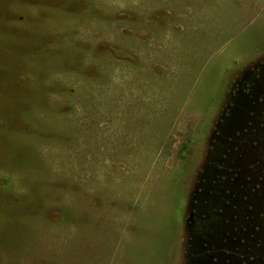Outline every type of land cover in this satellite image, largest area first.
<instances>
[{
  "label": "rangeland",
  "instance_id": "obj_1",
  "mask_svg": "<svg viewBox=\"0 0 264 264\" xmlns=\"http://www.w3.org/2000/svg\"><path fill=\"white\" fill-rule=\"evenodd\" d=\"M263 95L264 0H0V264H264Z\"/></svg>",
  "mask_w": 264,
  "mask_h": 264
},
{
  "label": "trees",
  "instance_id": "obj_2",
  "mask_svg": "<svg viewBox=\"0 0 264 264\" xmlns=\"http://www.w3.org/2000/svg\"><path fill=\"white\" fill-rule=\"evenodd\" d=\"M262 62V61H261ZM260 63V61L254 60L252 59L250 64L248 63H244L242 65H240V67L238 66L235 70V72L229 77V80L226 83V91L223 92V99L227 98V94H230V99H232L233 96L237 95V92L241 90H245L244 92L246 93L249 89V86L251 85L249 82V79L252 76L253 70L255 69L254 66L258 65ZM264 101V95L261 98ZM229 105V103L227 104ZM264 115V112H263ZM262 116H256V119H258L259 121H263V119H261ZM255 120V119H254ZM252 119V122H256ZM241 133V132H240ZM250 210L248 209H240L245 215H248L247 212L251 213L252 207H249ZM251 217L247 216L246 219H250Z\"/></svg>",
  "mask_w": 264,
  "mask_h": 264
},
{
  "label": "flooded vegetation",
  "instance_id": "obj_3",
  "mask_svg": "<svg viewBox=\"0 0 264 264\" xmlns=\"http://www.w3.org/2000/svg\"><path fill=\"white\" fill-rule=\"evenodd\" d=\"M246 93H247V92H246ZM236 257H237V259H239V258H242L243 256L237 255ZM251 259H253L252 256H251Z\"/></svg>",
  "mask_w": 264,
  "mask_h": 264
}]
</instances>
